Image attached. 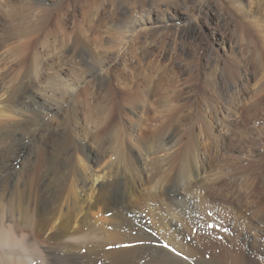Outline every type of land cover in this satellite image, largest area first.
Returning <instances> with one entry per match:
<instances>
[{
	"label": "bare ground",
	"instance_id": "obj_1",
	"mask_svg": "<svg viewBox=\"0 0 264 264\" xmlns=\"http://www.w3.org/2000/svg\"><path fill=\"white\" fill-rule=\"evenodd\" d=\"M89 1L93 0H60L50 8L44 6L45 0H25L27 21L19 25L20 32L25 36L30 31L32 34L20 46L13 66L0 68V264H264V227L260 226L264 222V187H257L256 178H250L248 170V174L242 177L240 174L246 185L234 194L251 210L250 215L243 206L233 203L229 192L228 196L223 195L222 186L215 190L212 184L216 182L209 181L208 174L218 161V156L211 157L210 152L225 147L226 138L216 142L212 138L214 134L207 133L212 139L201 146L204 143L189 126L190 137L179 150L158 162L148 159L153 152L171 149L170 142H176L179 136V129L166 120L153 127L154 119L147 115L148 104L145 112L136 107L152 92L149 72L138 75L134 67L126 66L132 79L138 77L135 84L118 81L125 87L121 91L123 96L114 99L115 93L107 87L108 92L99 98L100 102L93 110H87V117L95 113L94 126L99 131L93 132L87 129L89 125H82L76 102L64 110L62 101L69 103L73 99L76 83L62 82L61 56L51 65L47 58L42 63L38 44H45L42 39L45 33V37L59 34L67 52L83 49L87 41L79 35L81 29L76 27L75 34L69 33L66 25L72 15L69 7ZM140 52L145 60L157 53L152 42ZM111 57L103 59L108 61ZM46 64L59 73L53 80H58L60 86L55 83L58 87L52 88L53 85L49 91L38 85ZM87 72L96 71L91 68ZM101 75L97 77L99 86L105 87L111 76ZM7 78L11 79L10 83L6 82ZM90 93L98 99L96 92ZM124 103L131 106L133 115L143 125L122 124ZM65 132V139H60ZM57 136L59 139L53 140ZM87 139L96 142L95 147ZM110 151L113 153L107 159ZM114 154L113 161L110 157ZM209 162L213 165L209 166ZM219 179L223 181L222 177ZM208 209L214 211V217L206 214ZM219 215H224L228 224H234L220 238L219 232L207 227L213 219L220 223ZM194 227H197L195 232ZM164 244L175 248L180 255L163 247Z\"/></svg>",
	"mask_w": 264,
	"mask_h": 264
},
{
	"label": "rangeland",
	"instance_id": "obj_2",
	"mask_svg": "<svg viewBox=\"0 0 264 264\" xmlns=\"http://www.w3.org/2000/svg\"><path fill=\"white\" fill-rule=\"evenodd\" d=\"M24 1L0 0V68L4 70L13 66L12 63L18 55L20 46L32 34L30 31L25 36V33L20 32L19 25L27 21L23 8ZM59 2L60 0H55L54 3L51 0H45L44 6L51 8ZM82 4L78 3L74 5L75 7H69L72 15L67 21L66 30L75 34L78 27L81 29L82 32L79 35L87 41L83 49L67 52L59 34L58 37L53 34L45 37V33L42 37L45 44H38L42 63L48 59L47 63L51 65L52 61L59 60L61 56L64 60L61 61L60 69L62 70L59 72L62 73L60 77L64 78L62 82L76 83L73 101L68 99L66 101L69 103L62 101L64 110L72 107L76 102L75 107L82 125H89L87 129L93 132L99 131L95 127L94 111L91 112L90 115L92 116L93 113L94 115L90 118L87 117V110H93L92 107L100 102L103 94L106 95L109 87L115 93L114 99H119L120 95L123 96L121 91L125 87L118 84V81L135 84L138 77L132 79V76H129L131 71H127L126 66L134 67L138 75L140 73L146 75L145 73L149 72L152 76L150 82L153 80L149 87L152 92H149L150 95L146 101L140 102L142 105L138 103L136 107L145 112L148 104L150 110L146 114L151 120L154 119L150 125L152 123L155 128L166 120V123L175 125L179 131L174 126L176 130L182 135L178 133L175 144L173 141L170 142L173 145L171 149L153 152L149 154L148 159L158 162L169 153L179 150L178 147L188 141L190 129H193L198 140L204 143L201 146L209 144L212 138L215 141L220 140L221 137L226 138L225 147L219 152L214 150L210 152L211 157L218 156V161L214 160L213 164L216 166L209 162V166L213 165L211 174L208 172L209 181L217 183L212 184L215 190L222 186L223 195L229 192L236 206H243L244 201L238 200V196L234 194L236 189L243 190L241 187L246 185V182L239 178L240 174L242 177L250 172V178H256L254 182L257 187H264V0H93ZM126 28L129 31L126 32ZM150 42L155 44L157 53L154 57L145 60L140 51ZM110 55L111 59L104 60ZM9 57L12 59L10 60ZM148 62L151 63L148 64ZM142 64L144 67H141ZM50 65H47L43 71L46 80L42 75L41 82L39 81L38 84L47 91L53 85L52 88L60 86L58 80H53L59 76V73ZM91 68L96 72L89 74L87 70L91 71ZM105 73L111 76L110 81L105 87H100L98 78ZM10 81V78L6 79L7 83ZM89 86L93 92H96L98 99L92 96L90 89L87 95ZM59 98L61 99V95ZM87 103L91 104L87 105ZM124 105L121 107L125 118L122 124L137 125L139 122L143 125L144 122L137 121L133 115L131 106L125 103ZM1 108L2 106H0V112ZM61 128L64 131V128ZM204 128L207 132L202 131ZM200 130L204 133L202 134ZM198 132H201L204 137ZM207 133L210 136L214 134V137L209 136V138L208 135L206 136ZM59 137L65 139L66 132ZM59 137H54L53 140ZM108 137L110 136L104 139L105 142L108 141ZM88 143L91 147L96 145L92 139H89ZM112 153L111 151L108 153L107 159ZM115 156L114 154L110 159L116 160ZM16 168L19 169L20 164H17ZM217 168L220 172H217ZM235 174L240 180H236ZM219 176L223 181H219ZM216 178H218L217 181ZM242 208L252 215L247 207ZM130 213L132 215V212ZM206 214L210 217L215 216L214 211L210 209L206 211ZM219 217H222L220 220L218 218V221L222 223L224 215ZM220 223H216L213 219L207 225V227L215 225L209 228L215 233L219 232V238L224 233L230 232L234 225L226 221ZM260 226L264 227V222ZM194 229L197 231V227Z\"/></svg>",
	"mask_w": 264,
	"mask_h": 264
},
{
	"label": "snow or ice",
	"instance_id": "obj_3",
	"mask_svg": "<svg viewBox=\"0 0 264 264\" xmlns=\"http://www.w3.org/2000/svg\"><path fill=\"white\" fill-rule=\"evenodd\" d=\"M209 227H215V225H209ZM193 231H195V229H193ZM189 239H191V237H189ZM111 245L109 246V250L111 249ZM116 247H131L130 245H116ZM163 247L165 248H169L170 251L176 253V249L175 248H171L170 245L168 244H164ZM177 255H180V253H176ZM185 259H187V257H185Z\"/></svg>",
	"mask_w": 264,
	"mask_h": 264
}]
</instances>
